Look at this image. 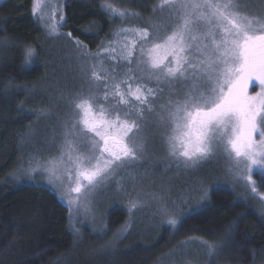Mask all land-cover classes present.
<instances>
[{
  "label": "snow or ice",
  "instance_id": "6c2138e0",
  "mask_svg": "<svg viewBox=\"0 0 264 264\" xmlns=\"http://www.w3.org/2000/svg\"><path fill=\"white\" fill-rule=\"evenodd\" d=\"M66 2L60 0L46 15V0H32L31 13L47 37L60 42L59 51L72 49L80 86L66 95L58 93V98L50 96L54 110L30 112L38 120L57 121L51 137L59 141L57 153L47 158L39 152L27 154L8 181L17 187L51 188L67 208L72 235L78 238L74 243L82 237L78 218L104 240L111 231L110 218L126 212L128 219L105 241V251L116 250L127 239L136 214L146 207L152 210V227L167 224L178 231L188 218L210 207L219 191L209 172L188 182L174 199L171 189H161L163 195L137 196L126 208L113 203L101 211L100 201L110 191L127 196L126 178L133 183L138 179L132 173L144 166L148 146L155 151L157 142L166 149L169 168L199 173L206 165L225 161L234 183L243 182L248 189L244 199L264 205V193L253 180L257 172L264 177V11H245L248 3L241 0H156L153 17L141 26L133 23L140 12L117 0H101V12L120 24L92 52L72 31H61L67 27ZM129 3L143 6V0ZM80 32L95 35L85 28ZM9 44L7 38L0 41V46ZM36 55L35 46H25L24 64L30 66ZM121 64L126 71L117 78ZM45 67L55 75V63L46 62ZM254 82L259 90L250 92ZM19 110L24 112L23 107ZM238 226L232 221L229 235ZM190 245L206 249L210 258L220 249L193 238L182 242V251Z\"/></svg>",
  "mask_w": 264,
  "mask_h": 264
},
{
  "label": "trees",
  "instance_id": "16d2710c",
  "mask_svg": "<svg viewBox=\"0 0 264 264\" xmlns=\"http://www.w3.org/2000/svg\"><path fill=\"white\" fill-rule=\"evenodd\" d=\"M100 2L67 0L64 4L67 27H61V31H72L92 52L111 39V32L120 24V21L108 20L100 10ZM155 3L156 0H145L142 7L134 4L131 9L150 15ZM31 8L32 0L0 2V41L5 38L10 41L7 47L0 46V264L196 263L199 260L190 258L189 253L196 249L201 253L207 250L190 245L189 250L183 252L182 242L193 238L220 246L213 257L202 255L204 264H264V216L257 199H244L248 190L245 196H240L237 191L218 183L219 191L212 195V205L188 218L178 231L167 224L152 227V213L143 214L135 219L130 235L117 244L116 250L105 251V241L128 219L126 212L110 218L111 231L104 240L89 226H76L81 229L82 237L79 243H74L78 238L72 235L67 208L50 189L17 187L8 181L22 157L39 151L46 156L49 154L42 143L50 135L49 128L43 126V118L38 120L30 112L53 107L55 102L49 99L53 97L51 87L65 80L67 74L63 64L67 57L50 45ZM93 24L98 28L92 27ZM81 28L95 35L86 37L80 32ZM28 45L37 50L30 66L23 60V49ZM46 62L56 64L55 75L51 74V68L45 67ZM25 67L28 70H24ZM22 88L26 90H18ZM21 107L24 112L19 110ZM28 132L34 135L29 138ZM39 136L42 140L37 144L35 139ZM173 175L174 172L160 169L152 174L159 195L164 194L161 189H171L173 199L181 195L185 185H178L176 179H171ZM209 178L217 182L212 174ZM253 178L260 186L258 190L264 193V177L257 173ZM173 208L179 215L180 209L175 205ZM232 221H237L239 226L229 235L228 226Z\"/></svg>",
  "mask_w": 264,
  "mask_h": 264
},
{
  "label": "rangeland",
  "instance_id": "374dc122",
  "mask_svg": "<svg viewBox=\"0 0 264 264\" xmlns=\"http://www.w3.org/2000/svg\"><path fill=\"white\" fill-rule=\"evenodd\" d=\"M4 0H0V2H2ZM145 0H143L144 3ZM118 4L122 7H127V8H132V5H134V3H129V0H117ZM242 3L247 2L248 3V7L246 9H244L245 11H249L252 13H259L264 11V3H262V0H241ZM46 3H48L50 6L45 8V14L47 15L48 13L51 12V6H55L58 3H60V0H46ZM157 17H160L161 21L163 20V17L160 13L156 14ZM150 17H153V13L151 12L150 9V15H142L141 14V18L139 20L133 21V23L139 24L141 26H146L144 25V21H147ZM58 19V16H57ZM160 22V21H158ZM42 26V25H41ZM162 26V25H161ZM164 33L161 32V35H163ZM50 45L52 47H57L59 49L60 47V42L59 41H55L50 39ZM67 58L65 59V61L63 62V64L65 65L66 69H67V74L65 77V80H60L57 81L55 84L52 85L51 87V94L53 97H57L58 98V93H63V94H67L69 91H74L76 88H78L80 86V78H79V73L77 71V62L73 56V52L72 49L69 48V50L67 52H62ZM106 69L109 67L108 64H105L104 66ZM121 68H117L115 70V74L117 76V78L123 77L126 71V68H123V65L121 64L120 66ZM86 87V86H85ZM259 87L257 85H255V82L252 86H250L249 91L250 92H254V91H258ZM56 107V105L54 104L53 107H48L46 108L45 111H49V110H54ZM57 121L55 119L53 120H44L43 126H45V128H49L50 131V135L48 137H45L42 141L43 144H45V146L43 147L44 149H46L45 151H47V149L49 150V154L46 156L44 155L43 151H39L40 154H42V158H47L49 155H55L57 153V146L59 144V141H55L53 142L51 140V137L53 136V132L52 129L56 126ZM44 137V136H42ZM37 144H39V142H41V138L40 136L37 137V139H35ZM149 151L147 152V161L143 162L144 166L140 167L138 169H136L132 175L133 176H137L138 179L133 183L131 181L130 178H126V182H125V191L127 193L126 197L121 196V194L115 192V191H110L107 195L106 198H103L100 201L99 204V208L101 211H105L111 204L113 203H120L122 206H124V208L127 207L128 204V200L137 196H140L143 199H147L148 195L151 193H157L156 189H155V182L154 179H152V174L154 172H157V169L159 170H163L164 172L167 173H171L174 172V177L172 176L171 179L177 181L178 185L182 186V185H186L188 182L191 181H195L197 179L200 178V176L203 175H207L209 172L213 175V177L215 178V180L224 185L229 187L230 189H233L234 191H237L240 196L247 194V188L246 186L243 184V182H241V184L237 185L234 183L233 177L228 175L225 171V161L221 160L219 165L217 164H209L206 165L204 169L200 170L199 173H187L183 170H177L175 168H169L168 167V162L169 159L167 157L166 154V149L161 147L159 142H157L156 145V150L152 151L151 148L152 146L149 145ZM19 168V167H18ZM18 168L14 171L16 172L18 170ZM13 172V173H14ZM259 174V172H257ZM254 176V175H253ZM43 179V177H37V180H41ZM254 180V178H253ZM187 182V183H186ZM45 187H47L48 189L51 190V188H49L47 185H45ZM52 191V190H51ZM262 193V192H261ZM158 194V193H157ZM258 200V199H257ZM170 203V207H173V205ZM62 204H64L62 202ZM261 208H264V205L260 204ZM152 213L151 208L146 207L145 209H143L142 211L138 212L136 214L135 219H137V217H140L143 214H149ZM135 222V220H134ZM76 226H86L83 225L79 222V218L76 222ZM207 255V252H202L199 251L198 249L193 250L189 253L190 258H192L193 260H199V262H196L194 264H204V262H202L203 260V256ZM171 264H185V262H181V263H171ZM218 264V263H216Z\"/></svg>",
  "mask_w": 264,
  "mask_h": 264
}]
</instances>
